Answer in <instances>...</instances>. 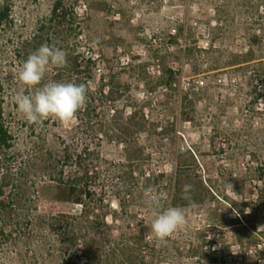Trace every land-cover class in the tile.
Listing matches in <instances>:
<instances>
[{"label": "rangeland", "instance_id": "rangeland-1", "mask_svg": "<svg viewBox=\"0 0 264 264\" xmlns=\"http://www.w3.org/2000/svg\"><path fill=\"white\" fill-rule=\"evenodd\" d=\"M0 1L11 9V22L0 28L2 106L17 134L14 153L27 160L42 146L58 144L61 128L71 131L75 126L55 124L53 119L29 124L12 100L22 87L18 72L31 54L33 34L48 19L56 0ZM65 2L75 3L85 34L104 62L133 64V71L123 76V92L142 100L155 127L143 129L138 144L100 133L92 136L85 129L80 134L79 150L95 152L86 157L80 172L94 160L96 195L102 201L95 209L113 238L134 241L142 234L148 264H241L235 218L250 212L258 229H264V0ZM102 74L97 72V78ZM149 99L153 106L146 104ZM130 111L127 107L126 115ZM174 117L180 148L191 145L196 154L189 168L178 159L176 185L167 198L160 186L165 181L156 182L153 176L171 166L175 140L166 125ZM37 162L42 164L40 158ZM129 166L132 179L124 173L130 172ZM34 173L30 169L28 176L35 183L29 184L26 202L34 214L80 211L66 189L50 188ZM149 186L161 200L168 199V207H180L186 216V225L158 248L155 257L149 239L152 212L144 195ZM174 196L176 205L171 203ZM3 244L0 264H10L11 255L3 259ZM13 246L10 254L20 251Z\"/></svg>", "mask_w": 264, "mask_h": 264}, {"label": "trees", "instance_id": "trees-1", "mask_svg": "<svg viewBox=\"0 0 264 264\" xmlns=\"http://www.w3.org/2000/svg\"><path fill=\"white\" fill-rule=\"evenodd\" d=\"M10 12V7L0 1V28L11 22ZM83 19L75 3L56 0L48 19L34 32V44L29 45L31 53L42 44L54 45L67 53V66L50 68L45 82L75 81L84 83L88 89L86 107L77 113L71 131L61 128L63 134L59 136L58 144L45 149L42 146L31 159H18L14 153L17 134L12 122L4 115L2 103L5 97L0 92V242L4 243L3 259L7 253L11 255L8 257L10 264H148L147 256L142 253L146 237L137 234L134 241L127 237L115 240L110 226L96 212L97 202L102 201L96 195L98 176L94 160L85 166L83 173L80 172L86 157L91 158L95 154L87 147L79 150L83 129L91 132L92 136L100 133L118 142L133 144H138L147 126L149 130L155 129L142 100L123 92V76L133 71V64L118 62V66H114L111 61L104 62L85 34ZM101 71L102 76L97 78V72ZM192 85L195 86L194 81ZM121 101H124L122 108L118 107ZM146 104L153 106L152 99L146 100ZM127 107L131 110L129 115L125 113ZM167 122L166 130L173 131L175 140L169 158L171 166L154 175L153 180L165 181L160 186L166 190L168 198L173 195L176 185L177 169L180 168H177L178 159L189 168L196 153L191 145L187 149L180 148L178 140L181 136L176 130V118ZM129 167L130 172L124 173L132 179L129 174L133 173V168ZM30 169L39 173L40 179L46 180L44 183L50 188L54 185L66 189L71 202L80 211L48 216L34 214L32 206L26 204L30 196L29 184L35 183L28 176ZM145 178L147 181L151 179L149 174ZM126 193L127 198L130 197L131 192L127 190ZM177 200L178 196H174L171 203L176 205ZM161 202L165 208L168 207V199ZM241 213L235 218L238 226L233 230L241 247V264H261L264 260V229H258L250 212L249 216L246 211ZM12 245L15 249L19 247L20 251L10 254L8 251L12 252ZM158 248L155 246L153 257L158 254ZM251 253L258 258L253 259Z\"/></svg>", "mask_w": 264, "mask_h": 264}, {"label": "clouds", "instance_id": "clouds-1", "mask_svg": "<svg viewBox=\"0 0 264 264\" xmlns=\"http://www.w3.org/2000/svg\"><path fill=\"white\" fill-rule=\"evenodd\" d=\"M66 66V51L48 44H42L22 63L18 72L22 87L12 96V100L26 122L42 124L53 119L62 125H69L77 120V113L87 104V86L75 81L45 82L46 73L50 68ZM185 188L190 189V186L186 185ZM144 195L145 204L152 212L149 239L157 247L166 246L169 238L186 225L185 213L180 207L165 208L151 186L144 190Z\"/></svg>", "mask_w": 264, "mask_h": 264}]
</instances>
